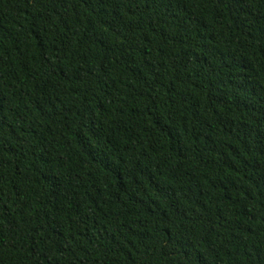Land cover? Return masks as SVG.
Segmentation results:
<instances>
[{
	"label": "trees",
	"instance_id": "1",
	"mask_svg": "<svg viewBox=\"0 0 264 264\" xmlns=\"http://www.w3.org/2000/svg\"><path fill=\"white\" fill-rule=\"evenodd\" d=\"M0 264H264V0H0Z\"/></svg>",
	"mask_w": 264,
	"mask_h": 264
}]
</instances>
